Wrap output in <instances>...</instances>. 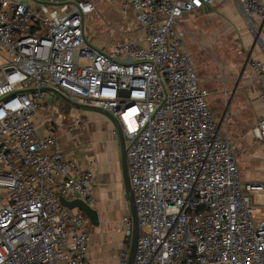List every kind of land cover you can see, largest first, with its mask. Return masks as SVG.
I'll return each instance as SVG.
<instances>
[{"label": "built area", "instance_id": "2783aa9c", "mask_svg": "<svg viewBox=\"0 0 264 264\" xmlns=\"http://www.w3.org/2000/svg\"><path fill=\"white\" fill-rule=\"evenodd\" d=\"M117 1L136 29L98 47L87 33L93 0H0V264H90L89 219L60 198L90 203L97 176L65 158L55 125H35L47 89L121 124L140 230L134 264H264V216L254 218L264 184L241 179L181 25L229 0ZM237 1L264 29L260 0ZM249 66L264 105V60ZM251 134L264 144V116ZM128 256L129 245L117 263Z\"/></svg>", "mask_w": 264, "mask_h": 264}, {"label": "crops", "instance_id": "0c3cea01", "mask_svg": "<svg viewBox=\"0 0 264 264\" xmlns=\"http://www.w3.org/2000/svg\"><path fill=\"white\" fill-rule=\"evenodd\" d=\"M260 2L264 5V0ZM186 15L190 16L188 22L192 25L191 35L195 36V40L190 41L193 45L198 43L214 51L213 45L220 37L225 36V40L232 38V42L241 45L240 48L246 53L247 61L239 76L230 71L227 73L228 77L222 79L226 83V92L231 85L233 96L242 98L240 105L245 109L248 118V132L236 143L231 140L238 160L241 179L264 184V144L254 143L251 134L257 118L264 116V105L258 99V87L254 81V74L251 68H248L249 61L264 60V29L252 27L237 0L207 6ZM132 26L135 30L136 27L133 24ZM186 39L187 35L185 46ZM88 40L98 47L108 46L93 43L89 34ZM1 62L2 57H0ZM192 64L194 65L193 61ZM214 65L216 66V63ZM235 80L237 82H234ZM200 81L203 88L209 92V89L203 85L202 78ZM49 93L54 94L55 97L51 98L48 94L47 101L42 106L43 109L34 117L35 125L40 131H44L49 124L55 125L60 150L65 158L81 166L93 164L92 168L97 176L96 184L92 187L93 198L89 203L97 211L98 216L97 225L89 220L91 234L88 250L89 263L118 264L117 252L130 245V240L124 235L123 218L128 199L122 172L120 138L116 126L104 113L94 110L81 108L76 110L73 107L70 112L66 110L65 115H63L64 112L50 110L48 109L49 99L51 98L56 104H59L58 100L61 101V99L56 93L52 91ZM62 110L65 109L62 107ZM72 125H77L79 128L72 130ZM245 153H247V158H244ZM257 203L256 201L255 206L258 211L256 209L254 214L259 219L264 216V211Z\"/></svg>", "mask_w": 264, "mask_h": 264}, {"label": "rangeland", "instance_id": "374dc122", "mask_svg": "<svg viewBox=\"0 0 264 264\" xmlns=\"http://www.w3.org/2000/svg\"><path fill=\"white\" fill-rule=\"evenodd\" d=\"M93 1L98 5V13L87 19V31L91 41L102 46L114 44L116 43L115 41H122L128 38L132 33L131 31H134V27L120 13L119 2L117 0ZM189 19L190 16L186 15L181 21V25L187 35L186 47L194 63L192 65L196 69L195 71H197L199 77L203 79V85L209 89L207 101L214 116L222 124L223 128L228 131L231 140L236 143L248 132V118L245 109L240 105L242 98L239 99L233 96V86L231 85L226 92V83L222 78H227L229 75L227 73L230 71V73H235L236 76H239L247 61L246 53L240 48L241 45L236 44L237 42H232V38L225 40V36L220 37L217 43L213 45L214 51L209 50L205 45L198 43H196L197 45H193L190 41L191 39L195 40V36L191 35L192 25L188 22ZM215 63L216 66L214 65ZM248 68L250 69L249 62ZM234 82L237 81L235 80ZM48 94L51 98L55 97L52 93ZM51 98L49 99L48 109L53 111L58 110V112H70L73 110V106L67 103L65 104L60 100H58L59 104H56ZM60 105L65 110H62ZM75 109L79 110L80 108ZM244 158H247V153L244 154ZM256 201L258 202V206L264 211V194L258 195ZM126 214H129L127 205ZM257 216H259L258 212ZM254 218L257 222L260 221V218L256 219L255 215Z\"/></svg>", "mask_w": 264, "mask_h": 264}, {"label": "water", "instance_id": "95a60500", "mask_svg": "<svg viewBox=\"0 0 264 264\" xmlns=\"http://www.w3.org/2000/svg\"><path fill=\"white\" fill-rule=\"evenodd\" d=\"M48 91H52L56 93L65 103L75 107V108H81V109H89V110H94L98 112L104 113L110 120L115 124L117 132L119 134L120 138V145H121V162H122V172H123V178H124V186H125V191L128 199V205L130 209V215L131 219L133 221V231H132V236L130 239V245H129V256H128V264H134L136 252H137V244H138V239H139V221H138V216L136 212V206H135V200H134V193L132 190L131 182H130V177H129V170H128V163H127V156H126V145H125V139L123 135V130L121 127V124L116 116L113 114L102 111L100 109H96L93 107H88L85 105L77 104L74 103L72 100H70L67 96L62 94L61 92L55 90V89H47ZM25 92V93H30L33 92L32 90H27V91H21L20 93ZM60 201L62 205L70 210L73 209H79L82 212H84L89 220L97 225L98 224V216H97V211L89 205V203L81 200V199H76L73 201H67L64 198H60Z\"/></svg>", "mask_w": 264, "mask_h": 264}]
</instances>
